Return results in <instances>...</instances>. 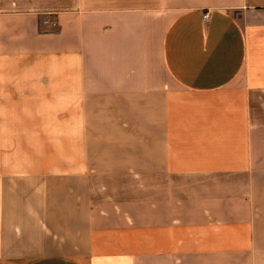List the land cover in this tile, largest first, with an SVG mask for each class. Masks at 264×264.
Returning <instances> with one entry per match:
<instances>
[{"label": "crops", "instance_id": "0c3cea01", "mask_svg": "<svg viewBox=\"0 0 264 264\" xmlns=\"http://www.w3.org/2000/svg\"><path fill=\"white\" fill-rule=\"evenodd\" d=\"M0 264H264V0H0Z\"/></svg>", "mask_w": 264, "mask_h": 264}]
</instances>
